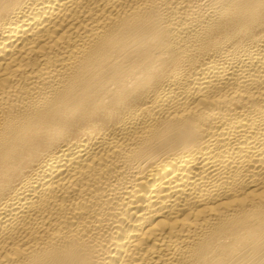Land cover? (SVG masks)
<instances>
[{"label":"bare ground","instance_id":"bare-ground-1","mask_svg":"<svg viewBox=\"0 0 264 264\" xmlns=\"http://www.w3.org/2000/svg\"><path fill=\"white\" fill-rule=\"evenodd\" d=\"M0 264H264V0H0Z\"/></svg>","mask_w":264,"mask_h":264}]
</instances>
